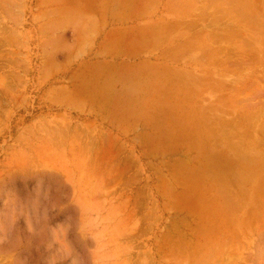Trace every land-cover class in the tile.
I'll return each instance as SVG.
<instances>
[{"label": "rangeland", "instance_id": "1", "mask_svg": "<svg viewBox=\"0 0 264 264\" xmlns=\"http://www.w3.org/2000/svg\"><path fill=\"white\" fill-rule=\"evenodd\" d=\"M112 1L0 0V264H264V0Z\"/></svg>", "mask_w": 264, "mask_h": 264}, {"label": "crops", "instance_id": "2", "mask_svg": "<svg viewBox=\"0 0 264 264\" xmlns=\"http://www.w3.org/2000/svg\"><path fill=\"white\" fill-rule=\"evenodd\" d=\"M120 1L119 0H114V1H112V3H119ZM114 33H116L117 34V36L116 37H114V38H111L110 39V36H111V34H114ZM122 33H128V35L130 36V42L132 43V42H136L137 40V38H140L139 36H140V34L138 33V31L136 30V28L135 27H132V28H130V27H128V28H124V27H121V26H112V27H110L108 30H106L105 32H104V35H103V37H102V39H101V41H100V43H99V50H100V52H105V51H110V53L111 54H114V55H117V54H119L118 53V51H113L112 49H110L111 47H107V44L106 43H108L109 42V40H112V39H117V40H120L119 39V37H120V34H122ZM139 35V36H137V34ZM136 36V37H135ZM146 37H148L149 39H148V41L146 42L148 45L147 46H145L144 48H142L140 51H144L147 47L149 48V45L151 44V41H150V39H151V37H150V35L149 34H147V36ZM123 38V37H122ZM147 48V49H148ZM138 52L139 51H134L133 53H127V55H130V56H134V55H136V54H138Z\"/></svg>", "mask_w": 264, "mask_h": 264}, {"label": "bare ground", "instance_id": "3", "mask_svg": "<svg viewBox=\"0 0 264 264\" xmlns=\"http://www.w3.org/2000/svg\"><path fill=\"white\" fill-rule=\"evenodd\" d=\"M220 1H221V0H220ZM227 1H228V0H227ZM251 1H252V0H250V1H248V2H251ZM211 2H212V1H211ZM230 2H231V1H230ZM238 2H239V1H238ZM248 2H247V3H248ZM212 3H213V2H212ZM217 3H218V2H217ZM259 3H260V2H259ZM261 3H262V1H261ZM250 4H251V3H250ZM250 4H249V5H250ZM213 5H215V4H213ZM249 5H248V6H249ZM242 6H243V5H242ZM207 8H208V7H207ZM235 8H236V7H235ZM247 8H248V7H245L244 9H247ZM249 8H250L251 11H250L249 9H248V10H249L250 13L252 14V16H250V14H248V15H249L251 18H252L253 16H254V18H255V17H258V16H259V17H264V10H263V9H261V11H259L258 13H256L255 11H252V7H251V5L249 6ZM260 8H261V7H260ZM226 10H227V9H226ZM235 10H236V9H235ZM241 11H242V10H241ZM229 12H230V11H229ZM232 12H233V11H232ZM246 12H248V11L246 10ZM215 14H216V12H215ZM228 14H229V13H228ZM239 15H240V12H239ZM248 15H247V16L244 15V16L248 19V18H250ZM262 15H263V16H262ZM142 16H143V15H142ZM212 16H213V15H212ZM223 16H224V15H223ZM244 16H243V17H244ZM208 17H209V16H208ZM225 17H226V16H225ZM243 17H242V18H243ZM251 18H250V19H251ZM254 18H253V19H254ZM216 19H217V18H216ZM244 19H245V18H244ZM250 19H248L249 22H250ZM257 19H259V18H256V20H257ZM208 20H209V19H208ZM251 20H252V19H251ZM70 21H71V20H70ZM90 21H91V20H90ZM253 21H255V19H254ZM263 21H264V19H263ZM263 21H261V19L258 20V22L261 23V24H264ZM87 22H88V21H87ZM227 22H228V21H227ZM237 22H238V21H237ZM246 22H247V21H246ZM251 22H252V21H251ZM256 22H257V21H256ZM239 23H240V24H239ZM239 23H238L239 25H242V22H239ZM88 24H89V23H88ZM183 24H184V23H183ZM225 24H226V23H225ZM234 24H235V22H234ZM236 24H237V23H236ZM236 24H235V25H236ZM238 24H237V25H238ZM250 24H251V23H250ZM254 24H255V23H254ZM257 24H258V23H257ZM80 25H81V24H80ZM105 25L107 26V24H105ZM188 25H189V24H188ZM196 25H197V23H196ZM259 25H260V24H258L257 26L259 27ZM254 26H255V25H254ZM90 27H92V24H91ZM93 27H94V26H93ZM96 27H97V26H96ZM175 27H176V26H175ZM177 27H178V26H177ZM179 27H180V26H179ZM214 27H215V26H214ZM255 27H256V26H255ZM260 27H261V26H260ZM260 27H259V31H258V32H260ZM82 28H83V27H82ZM170 28H171V27H170ZM173 28H174V27H173ZM251 28H252V27H251ZM256 28H257V27H256ZM89 29H90V28H89ZM186 29H187V28H186ZM204 29H205V28H204ZM236 29H237V28H236ZM251 30H252V29H251ZM262 31H264V28L262 29ZM235 32H236V31H235ZM239 32H240V31H239ZM256 32H257V31H256ZM233 33H234V32H233ZM84 34H85V33H84ZM229 34H230V33H229ZM235 34H236V33H235ZM237 34H238V33H237ZM262 34H264V32H263ZM85 35H86V34H85ZM88 35H89V34H88ZM90 35H91V34H90ZM239 35H240V34H239ZM254 35H255V33H254ZM259 35H260L261 37H264V36L261 35V33H260ZM260 36H259V38H260ZM256 38H257V37H256ZM214 39H215V38H214ZM230 39H231V38H230ZM254 40H255V39H254ZM254 40H253V41H254ZM256 40H257V39H256ZM259 40H260V39H259ZM221 41H222V40H221ZM175 43H176V41H175ZM263 43H264V42H263ZM243 44H244V43H243ZM248 44H249V43H248ZM254 45H256V44L254 43ZM257 45H258V43H257ZM257 45H256V46H257ZM256 46H255V47H256ZM252 47H253V46H252ZM223 48H224V47H223ZM249 50H250V49H249ZM80 51H82V50H80ZM233 51H234V50H233ZM257 51H258V50H257ZM249 53H250V52H249ZM251 53H252V51H251ZM252 54H253V53H252ZM256 55H257V54H256ZM256 55H255V56H256ZM250 56H251V55H250ZM258 56H259V54H258ZM213 57H214V56H213ZM252 57H253V55H252ZM253 58H254V57H253ZM259 58H260V56H259ZM259 58H258V59H259ZM261 59H262V58H261ZM218 63H219V62H218ZM230 63H231V62H230ZM228 64H229V63H228ZM257 64H258V63H257ZM246 67H247V66H246ZM239 72H240V71H239ZM232 74H233V73H232ZM230 77H231V76H230ZM256 78H257V77H256ZM240 80H241V79H240ZM235 81H236V80H235ZM242 81H243V80H242ZM246 82H247V81H246ZM219 83H220V82H219ZM236 83H237V82H236ZM240 84H241V83H240ZM219 87H220V86H219ZM226 89H227V88H226ZM219 90H220V89H219ZM231 91H232V90H231ZM215 92H216V91H215ZM232 97H233V96H232ZM235 103H236V102H235ZM238 104H239V103H238ZM242 105H243V104H242ZM255 106H257V105H254V106L252 105V107H255ZM249 108H250V107H249ZM255 108H256V107H255ZM256 109H257V108H256ZM262 109H263V108H262ZM263 110H264V109H263ZM258 113H259V112H258ZM253 115H254V114H253ZM260 116H261V115H260ZM260 116H259V117H260ZM257 118H258V117H257ZM237 120H238V119H237ZM241 120H242V119H241ZM243 120H244V118H243ZM249 120H252V119H249ZM245 121H247V120H245ZM258 121H259V120H258ZM258 121H255V122H258ZM242 122H243V121H242ZM249 122H250V121H249ZM236 125H237V123H236ZM243 125H245V124H243ZM256 125H257V124H256ZM241 138H242V137H241ZM242 141H243V140H242Z\"/></svg>", "mask_w": 264, "mask_h": 264}]
</instances>
